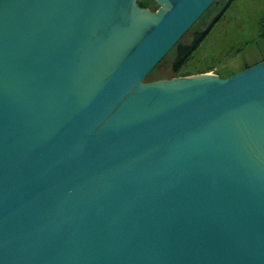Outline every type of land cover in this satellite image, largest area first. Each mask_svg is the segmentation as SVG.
Instances as JSON below:
<instances>
[{"label":"water","instance_id":"obj_1","mask_svg":"<svg viewBox=\"0 0 264 264\" xmlns=\"http://www.w3.org/2000/svg\"><path fill=\"white\" fill-rule=\"evenodd\" d=\"M0 0V264H264V59L175 72L215 0Z\"/></svg>","mask_w":264,"mask_h":264},{"label":"rangeland","instance_id":"obj_2","mask_svg":"<svg viewBox=\"0 0 264 264\" xmlns=\"http://www.w3.org/2000/svg\"><path fill=\"white\" fill-rule=\"evenodd\" d=\"M150 11L157 5L151 0H138ZM225 0H215L208 10L180 40L188 43L198 26L204 27ZM264 0H232L218 21L212 26L188 59L172 72L174 47L143 79L152 82L172 77L209 73L221 78L236 73L264 59V33L261 17Z\"/></svg>","mask_w":264,"mask_h":264},{"label":"flooded vegetation","instance_id":"obj_3","mask_svg":"<svg viewBox=\"0 0 264 264\" xmlns=\"http://www.w3.org/2000/svg\"><path fill=\"white\" fill-rule=\"evenodd\" d=\"M217 21H218V20H217ZM217 21H216V22H217ZM216 22H215V23H216ZM203 25H204V24H202V26H203ZM202 26H198V27L195 29V31H200V30H202V29L205 27V26H204V27H202ZM193 27H194V26H193ZM211 28H212V27H211ZM195 31H194V32H195ZM187 32H188V31H187ZM187 32H186V34H187ZM208 32H209V31H208ZM208 32H207V33H208ZM186 34H185V35H186ZM191 35H192V34H191ZM205 36H206V35H205ZM205 36H204V37H205ZM204 37H203V38H204ZM182 38H183V37H182ZM201 41H202V40H201ZM201 41H200V42H201ZM200 42H199V43H200ZM181 43H182V44H186V42H184V40H183ZM199 43H198V45H199ZM198 45H197V46H198ZM197 46H196V47H197ZM195 49H196V48H195ZM195 49H194V50H195ZM194 50H193V51H194ZM174 54H175V50H174ZM174 56H175V55H174ZM189 56H190V55H189ZM189 56H188V57H189ZM188 57L185 59V61L188 59ZM185 61H184V62H185ZM184 62H183V63H184ZM183 63H182V64H183ZM182 64H181V65H182ZM181 65H180V66H181ZM176 71H177V70H176Z\"/></svg>","mask_w":264,"mask_h":264},{"label":"trees","instance_id":"obj_4","mask_svg":"<svg viewBox=\"0 0 264 264\" xmlns=\"http://www.w3.org/2000/svg\"><path fill=\"white\" fill-rule=\"evenodd\" d=\"M138 5H139V6H142V7H145L144 4H139V3H138ZM261 23H263V26H262V28H261V31H262V33H264V14H263L262 17H261Z\"/></svg>","mask_w":264,"mask_h":264},{"label":"bare ground","instance_id":"obj_5","mask_svg":"<svg viewBox=\"0 0 264 264\" xmlns=\"http://www.w3.org/2000/svg\"><path fill=\"white\" fill-rule=\"evenodd\" d=\"M209 74V73H208Z\"/></svg>","mask_w":264,"mask_h":264}]
</instances>
